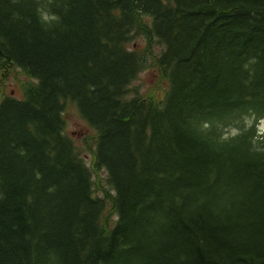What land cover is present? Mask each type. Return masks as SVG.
<instances>
[{
  "label": "trees",
  "instance_id": "16d2710c",
  "mask_svg": "<svg viewBox=\"0 0 264 264\" xmlns=\"http://www.w3.org/2000/svg\"><path fill=\"white\" fill-rule=\"evenodd\" d=\"M150 57L160 102L129 89ZM12 69L0 264H264V0H0V89Z\"/></svg>",
  "mask_w": 264,
  "mask_h": 264
},
{
  "label": "rangeland",
  "instance_id": "374dc122",
  "mask_svg": "<svg viewBox=\"0 0 264 264\" xmlns=\"http://www.w3.org/2000/svg\"><path fill=\"white\" fill-rule=\"evenodd\" d=\"M129 48L143 51L147 49V41L145 39H141V37L135 38V43L128 44ZM160 47L152 44L151 52L152 55L160 52ZM32 81L31 78L26 76L22 71L17 69H12L7 73L5 76V80L2 82V88L0 89V94L9 95L20 99L23 95V86L25 83ZM131 87L137 90L136 94L140 97H148L154 100H160L164 96V92L167 90V82L164 79H160L159 73L157 68L155 67L154 61L149 58L147 68H145L136 78V80L131 84ZM63 119H64V133L70 138L81 159L83 162L90 168L94 174H96V170L93 166V159H94V147H95V133L94 131L88 126V124L81 118L78 111L76 110L75 106L68 102L65 105L63 111ZM261 130H264V117L260 122ZM225 133L234 134L235 131L232 128L225 129ZM99 179L98 183L102 186H105V171L99 170L97 175ZM95 193L98 196H102L100 193V187L98 186L95 188ZM105 214H110L112 218L114 215L110 213V209L108 206L105 209Z\"/></svg>",
  "mask_w": 264,
  "mask_h": 264
}]
</instances>
